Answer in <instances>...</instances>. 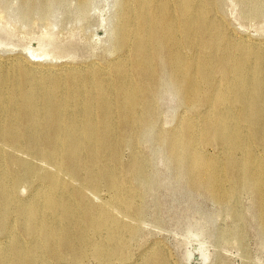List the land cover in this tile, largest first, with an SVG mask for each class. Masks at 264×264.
Here are the masks:
<instances>
[{"label":"bare ground","instance_id":"obj_1","mask_svg":"<svg viewBox=\"0 0 264 264\" xmlns=\"http://www.w3.org/2000/svg\"><path fill=\"white\" fill-rule=\"evenodd\" d=\"M75 1L83 16L91 0ZM216 10V0H125L107 66L0 60V264L121 257L138 230L120 216L137 208L131 185L147 182L137 144L153 117L156 71L168 73L185 108L171 159H186L194 185L216 202L254 189L264 230V45L234 37ZM102 188L108 198L92 207L88 195ZM149 251L142 264H170L163 250Z\"/></svg>","mask_w":264,"mask_h":264},{"label":"rangeland","instance_id":"obj_2","mask_svg":"<svg viewBox=\"0 0 264 264\" xmlns=\"http://www.w3.org/2000/svg\"><path fill=\"white\" fill-rule=\"evenodd\" d=\"M124 1L91 0L80 16L75 0H0V60L55 71L107 66L118 55L112 31ZM216 8L234 37L264 45V0H216ZM156 75L162 81L153 117L137 144L147 182L138 188L131 185L138 194L137 208L132 215L120 216L138 230L121 257L107 264H142L141 257L149 256L151 247L163 250L170 264H264V230L254 189H238L234 198L216 202L206 188L194 185L186 159H171V134L185 108L168 73ZM159 134L167 140L159 141ZM206 149L218 154L214 145ZM130 151L126 146L120 155L121 170L130 164ZM24 188L17 192L20 199L28 195ZM100 190L88 195L92 207L109 196ZM68 260L63 264H75ZM78 264L100 263L84 256Z\"/></svg>","mask_w":264,"mask_h":264}]
</instances>
